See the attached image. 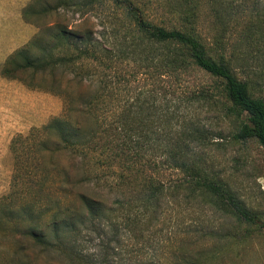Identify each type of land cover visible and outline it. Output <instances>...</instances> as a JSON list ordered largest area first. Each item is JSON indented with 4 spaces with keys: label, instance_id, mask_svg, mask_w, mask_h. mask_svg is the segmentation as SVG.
<instances>
[{
    "label": "rangeland",
    "instance_id": "374dc122",
    "mask_svg": "<svg viewBox=\"0 0 264 264\" xmlns=\"http://www.w3.org/2000/svg\"><path fill=\"white\" fill-rule=\"evenodd\" d=\"M131 1L156 26L181 31L193 28L209 56L217 59L224 53L237 78L248 82L251 94L264 98V8L256 7V0ZM74 2L31 0L26 18L39 27L49 45L60 27L87 33L104 44L99 59L72 64L75 52L57 44L53 57L63 56L65 66L36 77L31 71L16 75L27 84L50 86L55 82L68 93L67 105L74 110L65 120L80 129L81 134L72 133L77 140L83 139L88 128L86 118L79 123L78 116L89 109V102L103 124L144 121L146 128L138 133L143 154L150 160L144 172L161 182L164 193L157 200L154 191L159 189L146 187L138 166L123 182L118 175L124 168L102 167L106 159L95 146L96 151L80 145L71 148L74 156L68 151L59 165L69 167L75 160L79 170L82 157L88 155L91 161L84 168L95 178L88 187L98 204L87 228L80 227L77 249L106 264H264V147L253 138L236 140L239 121L220 101L192 92L209 87L213 79L193 66L176 72L170 60L171 46L139 35L123 8L108 2L80 9ZM1 17L0 13V38L8 37L14 21ZM30 53L40 55L35 48ZM3 63L0 61V70ZM80 76L86 79L81 81ZM25 86L0 75V199L10 190L15 164L12 139L40 129L66 109L62 98L50 94L45 98V93ZM177 142L186 144L185 154L205 176L236 196L250 221L227 214L212 194L201 196L176 187L183 174L165 160ZM60 148L54 133L46 149ZM18 149L19 154L27 151ZM20 165L35 166L31 162ZM59 180L53 202L59 198L71 202L73 197L68 195L77 186L65 185L69 188L61 191ZM53 202L49 207H54ZM3 246L14 250L17 243L4 241ZM49 264H70V260L59 258Z\"/></svg>",
    "mask_w": 264,
    "mask_h": 264
},
{
    "label": "trees",
    "instance_id": "16d2710c",
    "mask_svg": "<svg viewBox=\"0 0 264 264\" xmlns=\"http://www.w3.org/2000/svg\"><path fill=\"white\" fill-rule=\"evenodd\" d=\"M76 1L74 4L80 9L86 5L100 6L108 2L119 5L125 10L128 20L139 35L159 45L171 46L170 60L176 72L179 70L185 72L188 67L193 66L207 73L213 79L212 84L207 88H201L199 93L192 91L194 95L199 94L209 100L220 101L225 111L230 112L231 117L239 121V129L234 135L236 140L245 141L253 138L264 147V98L251 94L248 82L237 78L230 60L225 58L224 53L217 59L209 56L193 28L190 31H181L156 26L145 18L141 9L131 0ZM30 5L24 10L27 21L26 15ZM255 6L264 8V0H256ZM258 29L261 30L260 27ZM52 37L53 44L49 45L39 29L24 47L14 52L3 63L0 70L1 77L5 79L17 80L32 90L44 91L62 98L64 109L66 107L62 116L52 118L40 129H32L27 136L21 134L15 136L10 143L15 164L10 190L0 199V264H49L50 261L59 258H67L70 264H106L84 255L77 249L78 239L82 233L80 227L90 222V218L96 214L98 205L88 187L95 182V178L84 168V163L91 159L85 154L83 160L80 158L82 164L77 170L75 160L69 162V167L60 166L61 157L68 154V151L74 156L71 148L74 149L78 145L99 149L100 154L106 159L104 160L106 166L102 167L124 168L118 175L119 180L123 182L128 180L130 171L138 166L142 168V178L146 187L152 191L154 187L159 189L154 191L158 193L157 200L163 198L164 193L162 188H159L161 182L144 172L150 164V160L143 154L145 149L143 150L141 146L138 134L140 131L143 133V129L146 128L144 121L103 124L100 117L92 111L89 102L87 104L89 109L82 112V117L78 116L79 123L81 118H86L88 128L84 131L83 139L77 140L72 133H80V129H75L71 122L65 120V117L69 118L66 114L74 110L67 105L68 93L63 89L59 90L55 82L50 86L32 82L27 84L16 75V72L31 71L32 76L36 77L46 70L55 71L58 65L65 66L66 59L63 56L57 59L53 57L52 49L57 44H63L75 52V56L70 60L72 64L76 63L75 65L82 59L97 61L98 51L105 50L103 42L94 40L87 33L73 32L67 27H60ZM32 48L37 49L40 55L32 56L30 53ZM80 79L83 81L86 78L80 76ZM54 133L59 136L61 148L58 151H49L46 149L47 143ZM185 145L177 142L171 156L165 160L183 174L176 187H186L201 196L212 194L227 214L250 221L251 216H247L246 210L238 205L236 196L224 186L211 181L203 174L201 168L187 157L184 152V148L187 149ZM18 148L27 151L19 154ZM26 162H31L35 166L26 168L20 165ZM156 164L154 161L153 167ZM59 178L61 191H66L69 188L67 186H77L68 195L73 197L71 202L66 203L62 198L53 202L52 195L54 196L56 191L54 188L58 186ZM156 182L158 185L154 186ZM106 186L114 190L111 184L107 183ZM52 202L54 207L51 208L49 205ZM117 204L120 205L118 200ZM70 205L74 206V211ZM4 241L17 243V248L10 250L4 247Z\"/></svg>",
    "mask_w": 264,
    "mask_h": 264
},
{
    "label": "crops",
    "instance_id": "0c3cea01",
    "mask_svg": "<svg viewBox=\"0 0 264 264\" xmlns=\"http://www.w3.org/2000/svg\"><path fill=\"white\" fill-rule=\"evenodd\" d=\"M30 4L31 0H0V13L2 16L1 18H4L5 20L11 19L14 21V24L12 26V33L8 37L0 38V61L5 62L6 60H8V58L14 52L24 47L30 41V39H32V37H34L38 33V27L33 23L28 22L24 17V10ZM1 78L5 79L3 77ZM22 86L25 85L22 84ZM33 91L45 93V98H47L48 94H50L40 90Z\"/></svg>",
    "mask_w": 264,
    "mask_h": 264
}]
</instances>
